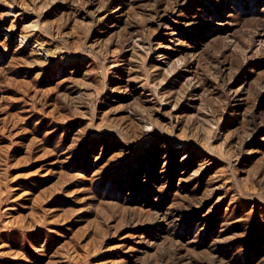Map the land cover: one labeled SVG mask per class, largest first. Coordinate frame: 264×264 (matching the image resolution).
<instances>
[{"label":"rangeland","instance_id":"1","mask_svg":"<svg viewBox=\"0 0 264 264\" xmlns=\"http://www.w3.org/2000/svg\"><path fill=\"white\" fill-rule=\"evenodd\" d=\"M0 264H264V0H0Z\"/></svg>","mask_w":264,"mask_h":264}]
</instances>
